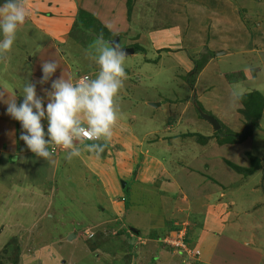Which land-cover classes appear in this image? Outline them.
I'll return each mask as SVG.
<instances>
[{
	"label": "rangeland",
	"instance_id": "obj_1",
	"mask_svg": "<svg viewBox=\"0 0 264 264\" xmlns=\"http://www.w3.org/2000/svg\"><path fill=\"white\" fill-rule=\"evenodd\" d=\"M26 1L23 0L22 3L28 13L29 5L27 6ZM4 3L5 0H0V5ZM127 3L128 0H84L81 4L78 2L76 16L78 11L83 9L89 12L93 19L89 25H84L85 29L76 28V16L71 20L72 23L67 22V27L70 25L68 36L60 40L65 44L57 45V54L62 60L53 57V51L51 55L47 54L46 60H55L59 65L57 69L61 70L59 73L69 72L73 78L72 83L76 84L86 76L95 78L100 71L99 65L91 55V46L98 35L103 34L105 40H113L118 36L122 48L134 49V45H137L139 49L125 58L127 79L119 93L120 120L124 119L129 123V114H135L137 120L132 124V128L142 136L153 127V121L149 120L162 122L167 117H178V121L182 120V125H186L183 121L190 119L192 114L196 115L195 118H203L199 116L198 104L203 110L199 109L202 113L210 115L213 111L209 107L215 105L222 112L214 111V116L224 121L222 124L225 127L242 137L237 142L218 147L216 138L201 140L200 135L214 137L211 130L204 135L198 127H194L197 132L193 127H189L187 132H192L191 140H195L196 144L207 142L206 148L209 147V150L205 149L200 156L212 154L211 158L215 160L207 165H214L216 173L220 169L219 165H228V161L238 167L247 168L251 161L250 155L264 165L262 109L258 118L254 122L251 121L254 116L249 118L250 113L240 108L243 102L240 98L237 99L236 94L242 85L238 81H227L229 76L234 78L236 75L232 70L238 69L241 73L244 69L242 65L247 64L251 65L246 66L251 72L258 70L254 71L252 76L264 85V61L254 52L256 43L253 42V38H257L263 43L264 0H130L131 9ZM56 17L54 14L49 16ZM32 30L28 22L21 26L11 52L0 58V92L5 94V99L15 96L17 104L23 100L21 95L24 84L31 81L32 76L42 77L40 63L36 62L31 68L28 61L29 57L37 55L39 45L47 40L42 35H35ZM2 36L3 33L0 32V40ZM28 39L32 41L29 42ZM49 41L51 44L50 37ZM237 48L241 49L236 51ZM237 62L238 66L235 64ZM199 63H203L202 66ZM196 65L200 66L199 70L192 71ZM56 74L54 75L57 77ZM244 80L241 79L240 82ZM38 83L40 82L35 84ZM262 90L263 97L246 96L248 103L245 105L249 106L250 103L256 113L259 105L254 98L264 104V89ZM146 98L159 105L148 108ZM6 108L7 105L0 102V139L4 146L13 141L14 144L17 142L18 147L24 143L20 140L24 130L18 121L7 114ZM255 112L252 114L255 115ZM224 113L229 116L227 119L221 118ZM256 120H259L258 126L255 125ZM175 122L176 120L173 121ZM248 122L251 124L244 132ZM42 124L46 130L45 119ZM148 136L149 133L146 134V139ZM188 139L185 138L186 143H180V146L172 145L171 149L165 145L157 147L161 148L162 152L154 153L158 149L153 148L149 155L153 154L163 165H178L177 160H182L185 165L186 155L182 153V149L186 152ZM146 142L150 143L149 139L144 140V143ZM212 143L215 149L223 152L213 149ZM151 144L158 145L154 142ZM196 144L188 147L189 155L191 151L193 154L199 153ZM106 146L109 145L105 143L104 148ZM179 151L180 155L177 154ZM113 154H106L108 160L103 157L102 161L111 164ZM220 156L225 158L219 160ZM173 159L176 160L172 161ZM0 160L5 161V164H0V264H264V257L252 260V263L243 261L245 252L237 249L244 243V246L249 245V248L259 251L261 255L264 252V217L260 206L256 207L257 212L253 219L246 221L248 215L243 216L239 230L243 234L226 228L224 234L218 236L224 235L217 247L213 245L208 248L203 240H200L202 246L198 247L194 240L198 237L195 232L199 227L194 222L203 220V214H199L202 212L199 198L207 192L205 187L189 191V194L198 193L200 196H192V213L178 216L174 214L177 213V203L173 199H178L175 194L168 193L164 198L162 193L161 198H158L157 194L148 197L147 192L144 193L142 187L136 186L137 183L131 178L126 182L120 180V186L117 188L120 190L124 181V195L127 196L128 202L137 206V209L121 219L117 214L112 215L103 195L102 180L96 178L89 169L86 170L91 165H82L78 157L71 160L66 158V165H61L58 161L55 164L57 170L54 177V166L52 171L48 170L45 160L39 163V159L37 162L31 157H20L18 160L14 159V164L11 165L8 163L12 161L9 155L5 156L1 152ZM138 165L142 164L139 162ZM228 167L232 173L244 175L232 166ZM230 170H223L221 180L227 183L228 192L236 193L233 205H243L251 200L264 204V191L259 183V174L254 178L250 174L241 179L239 175L232 176ZM207 171L211 172L209 168ZM260 182L262 183L261 179ZM43 184L44 191L48 189L49 192H41L39 195L37 190L42 189ZM129 186L128 191L125 190ZM187 186L192 187L191 184ZM223 189L225 190L224 187ZM161 200L164 210L161 209ZM156 206H159V209ZM150 212L158 217L162 215L160 220L164 219L165 227L172 215V221L175 222L169 229H172V233L169 231L160 236L175 234V228L180 227L178 231L183 230L188 240L184 243L185 250L179 252L161 245L158 239H151V229L158 233L163 229L149 227ZM192 217L195 219L193 222L190 219ZM121 223L132 226L134 231ZM190 223L191 226H188ZM247 224L249 225L245 226ZM256 224H259V228H256ZM158 228H161V225ZM70 233L72 236L69 239ZM146 238L152 241L148 243ZM226 238L231 242L234 238H239L241 244L231 248L226 245V242H230ZM249 239L250 244H246L245 241ZM222 244L227 249L222 247ZM160 249L162 251L155 255V250ZM210 257L211 260L208 259Z\"/></svg>",
	"mask_w": 264,
	"mask_h": 264
},
{
	"label": "crops",
	"instance_id": "obj_2",
	"mask_svg": "<svg viewBox=\"0 0 264 264\" xmlns=\"http://www.w3.org/2000/svg\"><path fill=\"white\" fill-rule=\"evenodd\" d=\"M26 2H28L27 6L29 5V7H28V15H27V19L25 23L28 22L30 24L31 28L33 29L32 31L35 33V35L37 36L42 35L44 36V39L47 40V42H43V43L40 42L42 44L39 45L37 55H35V57L33 58L29 57L28 64H30L32 68L33 65L36 64V62H39L40 69L42 70L41 65L43 62L47 61L46 60L47 54L51 55L53 53V57H56L62 60V58L59 57V55L57 54V51H58L57 45L65 44V43H62L60 40L61 39L63 40L64 37L68 36L70 25L69 27H67V22H71V20L72 21L74 20L73 18L76 16V12H77L76 5L78 2L80 4L84 3V0H76V2L75 0H27ZM52 14L56 15L57 17L49 18V16H51ZM49 37H50V40L52 41L51 44L49 41ZM3 38L4 37L2 36L1 40H3ZM28 41L31 42L32 39H28ZM64 41L66 42V39H64ZM253 42L256 43L255 44L256 49H254V52L260 55L261 56L260 59L264 61V36H263V43H260V41H258L257 38L255 39L253 38ZM239 49L241 48H237L236 51H238ZM235 64L238 66V62ZM246 66L251 67V65H247V64L242 65L244 69L243 71L241 70V73H239L240 70L238 69L232 70V73L236 75L234 76V78H232V76L231 77L229 76L228 77L229 79H227V81H230V82L232 80L238 81L242 85V87L236 94L238 97L245 96L247 94H251L255 92L259 93V95L263 97L262 89H264V85L261 83L260 80L254 79V76H252V73L254 71L257 72L258 70L254 69V71L251 72L250 70L246 68ZM60 71H61L60 69L56 70L54 74L57 73L56 74L57 77L53 75L52 80H55L61 77L62 79H67L70 82L73 81V78L70 76L69 72L64 71L62 74H60L59 73ZM262 75L264 76V73ZM236 76L237 78H235ZM238 76L240 80L245 79L244 82L243 81L240 82V80H238ZM40 79L41 78L32 76L31 81L29 80V82L35 84L36 82H39ZM35 86H36L37 97L41 98L43 106L46 108L47 103L49 102V92L51 91V80H49L48 82L44 84H41V83H38V85L35 84ZM8 95L12 98V95H10V93ZM145 100L148 101L147 104H149L150 101H152L147 98ZM147 107L149 108V107H154V106L149 104L147 105ZM209 108L213 111L212 112L213 114L211 113L213 117H215L214 115H216L214 111L222 112V110L215 105ZM240 108L244 109V107L241 104H240ZM261 113L262 115L264 114V104L262 105ZM131 114L133 113L129 114L131 117V121L129 123L126 122L124 119L118 120L116 126L113 129L112 137L107 142H104V141H98V142L74 141L76 146L79 147L81 150V154L78 157L81 164L87 165V166L91 165L89 166V168H86V170L89 169L90 172L93 173L96 178H99L102 180L101 186L103 189V195L107 199L108 205L111 208L112 215L117 214L116 216L119 215L120 218L122 219L127 213H129L130 211H134V209H137V206L135 204H133L132 202H128L127 196H125L123 193L124 188L122 186L120 190L117 188L118 185L120 186L118 181L124 180L126 182L127 180L129 181L132 179L134 180L135 183H137L135 184L136 186L142 187V189L144 190V193L147 192L148 197H150L151 195L157 194L159 196L158 198H161V193H162L163 198L168 193L175 194L176 196H178V199H173L177 203V210H176L177 213H174V214H177L178 216L182 215L183 213L184 214L187 213V215L189 212L192 213V205L190 204V201L194 199L192 196H195V197L200 196V194L198 196V193H195L194 195L189 194V191H191L193 188H198V190L200 189V187L206 188L205 190H207V192H205L201 196V198H199V205L201 204L200 207L202 209V212L200 211L199 214L201 215L203 214L202 215L203 220L199 222L197 221L194 222L196 226L199 227L197 232H195V235L198 234V237H196V239L194 240V244H196L198 247L202 243L200 240L205 241L208 248L213 245L217 247L220 244L221 238L224 237V235L222 237H218V236H221V233H223V231L226 228H231V230L237 234H243L239 232L240 227H241V222L243 221L242 218L243 216L248 215L245 218L246 221L248 219H253L255 213L257 212L256 211L257 206L262 207V213L264 217V204H262L261 202L258 203L257 201L251 200L250 203H244L243 205L240 203L236 204V206L233 205V201H234L233 197L236 195V193L234 191L228 192L227 183L221 180L223 170L224 171L226 169L227 171L230 170L228 165H219L220 169L218 173H216V169L214 165H207V163H209L210 161L211 162L215 161L211 158L212 154L200 156V154H203L205 152V149L209 150V147L206 148L207 142L206 143L197 142L196 144L195 140H191L192 132L190 131L187 132V130H190L189 127H193V128L198 127V130L204 135L210 132L208 130H211L214 134L216 130H213L212 125L208 121H206L203 118H199V117L195 118L196 115L194 116L193 114L190 117V119L183 121L186 123V125H182V120L178 121V117L176 118L167 117V119L162 122L160 120L157 122L154 120H149V121H153L152 122L153 127H151V130H149V132H146L144 135L141 136L139 135L138 131L135 132L134 129L132 128V124L135 122V120H137V117H135V114L134 115H131ZM229 114L233 116V114L231 113ZM237 116L239 117V114H237ZM228 117L229 116L227 115V113H224V116H222L221 118L227 119ZM215 118L218 120V123L221 121L220 118H217V117ZM45 120L47 121L46 118ZM174 120H176L175 123H173ZM259 120L256 121L257 126L260 124L258 123ZM223 122L221 121V123ZM188 123L190 124L188 125ZM163 124H165L164 127H163ZM205 129L207 131H205ZM195 132H197L196 129H195ZM147 133H149V136L146 139ZM187 137L189 139L187 140L186 145L189 148H191L192 145H195V144L198 145L197 150H199V153L193 154V151H191L189 155L190 149L188 151L187 150L188 147L185 149L186 152H184V149H182V153H185L184 155H186L185 165H183L182 160L181 161L177 160L178 165H163V163H161L157 158H155L153 154L149 155L151 149L153 148L163 147L165 145V146L170 147L171 149L173 148L172 145L174 146L176 144V146H180V143L185 144L186 140L184 139ZM212 138H215V137L208 138V141L209 139H212ZM148 139L150 143L149 142L144 143V140L148 141ZM203 141H206V140H203ZM86 142H88L89 144L90 143H103V144L106 143L109 146H106L104 148V152L102 153L103 156H99V158H97V156L94 153L87 151L88 149L86 147L87 145ZM152 142L157 143L158 145H152L151 144ZM213 144L214 143H212V148L215 149ZM226 144L228 145V143H223V144L216 143L218 147H221V146L224 147ZM194 148L195 147L193 146L192 149ZM50 150H51V146H50ZM161 150L162 149L160 148L156 150L154 153H157L158 151L162 152ZM215 150H219L220 152H223L220 149H215ZM0 152L2 154H5V156L9 155L10 160L12 161L8 163H11V165L14 164V159L18 160L20 157H24V159H29L31 157V158L36 159V161L39 159V163L43 162V159L38 158L31 151H29L26 148L24 143L21 145L19 144V146L17 147V142L16 144H14V142L11 141L9 144L4 146L2 143V139H0ZM60 153H61V156H59ZM105 153L114 155V157L111 156L112 157L111 164L102 161L103 157H107L105 160H108L109 158L108 156H105L106 155ZM177 154L180 155V151ZM198 156L201 157V159H199ZM66 158H67V152L63 150L62 148L55 147V151L53 152L52 162L47 161L48 170H51V168L54 166L53 172H52L53 177H54V172L57 170V167L55 164L59 161L61 162L60 163L61 165H66ZM224 158H225L224 156H220L219 160H223ZM175 160L176 159H173L172 161H175ZM139 162L142 165H138ZM51 163H53L54 165H51ZM133 163H137V165H133ZM0 164L2 165L5 164V161L0 162ZM250 166L251 165H249L247 168H249ZM208 168L211 170L212 173L207 171ZM229 173H231L232 176L234 177L239 175V178L241 179L242 177L244 178L247 175L250 176V174H252L253 175L252 178H254L257 174H259V177H260V178L258 177L259 183L262 186V191H264V165H261V163H259L255 167V170H253V172L248 173V174L242 173L244 175H241V174L236 175L232 173L231 170ZM198 178H202L204 182H202V179H198ZM260 179L262 180V183L260 182ZM19 184L20 183H18V185ZM187 184H191L192 187L189 188ZM211 184H214L215 186H212ZM223 187L225 188V190L223 189ZM129 188L130 186L126 188L125 190L128 191ZM44 190L45 189H44V184H43L42 189H39L37 191L40 192L39 195L41 194V192L43 194H45L47 191L49 192L48 189L47 191H44ZM1 194L2 193H0V196ZM1 199L2 197H0V200ZM156 208L159 209V206H156ZM161 209L162 210L165 209L164 203L162 202V200H161ZM249 210H251V212H249ZM149 215H150L149 216V227H155L156 229H163L160 233L155 232L152 229L150 230V233L152 235L151 239H153L154 241L157 239L159 240V238H161L160 235L168 232L167 230L172 228L175 223L172 221V218H171L172 215L170 216V221H167L169 223L166 227L163 225L164 219L160 220V217L162 215L158 217L151 212ZM190 219L192 222L195 221L193 217ZM223 221L225 223H223ZM121 224L125 225L124 223H121ZM159 225H161V228H158ZM248 225L249 224L245 226H248ZM188 226H191V223ZM126 227H128L129 229H134L132 226L127 225ZM254 227L255 226H252V228ZM256 228H259V224H256ZM251 235H252V232H251ZM71 236H72V233L68 235L69 239L71 238ZM236 237H240V236H236ZM226 239L229 240L228 238ZM238 240L239 238H234V241L232 242L229 240L230 242H226V245H228L231 248L233 246L238 247L240 246L239 244H241L239 243ZM146 241L150 243V241L152 240L147 239ZM245 243L250 244V239L245 241ZM248 246L249 245L244 246V243H243L241 247L237 248L245 252L243 261H250V263H252V260H256V259L260 260L261 258L264 257V252H262V255H261L259 251L251 249ZM222 247L226 248L223 244H222ZM161 251H162L161 249L159 251L155 250V255H157V253H160ZM208 259L211 260L212 257Z\"/></svg>",
	"mask_w": 264,
	"mask_h": 264
},
{
	"label": "clouds",
	"instance_id": "obj_3",
	"mask_svg": "<svg viewBox=\"0 0 264 264\" xmlns=\"http://www.w3.org/2000/svg\"><path fill=\"white\" fill-rule=\"evenodd\" d=\"M27 15L21 0H5L0 5V32L4 37L0 40V58L11 52ZM91 55L100 67L98 75L95 78L86 76L76 84L61 77L52 80L59 67L55 60L42 63L39 82L44 84L51 80L46 108L41 98L37 97L35 84L31 82L24 84L23 100L19 104L16 97L5 99V94L0 92V102L7 105V114L24 130L20 140L38 158L52 162L55 147L59 146L71 160L81 154L74 141L107 142L111 139L120 116L119 93L127 79V53L118 42L105 40L100 34L91 46ZM45 118L46 130L42 124ZM86 147L97 158L104 152L103 143H91Z\"/></svg>",
	"mask_w": 264,
	"mask_h": 264
},
{
	"label": "trees",
	"instance_id": "obj_4",
	"mask_svg": "<svg viewBox=\"0 0 264 264\" xmlns=\"http://www.w3.org/2000/svg\"><path fill=\"white\" fill-rule=\"evenodd\" d=\"M127 5H128V8L129 9H131V3H130V0H128V3H127ZM93 19V17H90V15H89V12H87V11H85V10H83V9H80L79 11H78V14H77V16H76V28H84L85 29V27H84V25H89L90 24V21ZM83 29V30H84ZM139 49V46H137V45H134V51H137ZM209 54V53H208ZM205 61V60H204ZM203 62V61H202ZM198 64V63H197ZM203 64V63H202ZM202 64H200L199 63V65L200 66H202ZM200 66H198V65H196V66H194V68L192 69V71H198L199 70V68H200ZM247 95H253V97H257V96H259V93H257V92H255V93H251V94H247ZM247 95H245V96H240L239 98H240V101L241 102H243V106H244V112H247V113H250V115L248 116L249 118L251 117V115L252 116H254V117H252V119H250L251 121H255V119H257L258 118V115H259V113H260V111H261V109H262V105H263V102H261V101H259L258 100V98H254L255 100H256V102H257V104L259 105V110L257 111V113L255 112L256 111V109H253L252 107L253 106H251V104L249 103V106H247V105H245V104H247L248 102H247ZM201 110V111H203L202 109H201V106L198 104V110ZM251 109L256 113L255 115H253L252 114V112L253 111H251ZM248 111H250V112H248ZM205 112V111H204ZM257 121V120H256ZM252 122V123H253ZM219 124H220V127H219V129H217L215 132H214V137L216 138V140H217V142L218 143H220V144H223V143H233L234 141H238L239 139H240V137H242V136H240L239 135V133H235V132H232L231 130H229L227 127H225L221 122H219ZM256 124V123H255ZM248 133V132H247ZM243 136H245V135H243ZM200 137H201V140L203 141V140H206V139H208V138H210V137H203V136H201L200 135ZM250 159H251V161H250V164L249 165H251L249 168H241V167H238V166H236V165H234L233 163H231L230 161H228L227 162V164L228 165H230V166H232V168L233 169H235V170H237V172H241V173H244V174H248V173H251V172H253V170H255V167L259 164V162H258V160L255 158V157H253V156H250ZM180 227H178V228H175L176 230H178ZM168 232H169V230H167ZM172 231V230H171ZM160 239L161 238H159V242H160V244L161 245H165V244H163L161 241H160ZM185 240V242L186 241H188L186 238L184 239ZM166 246V245H165ZM167 247H169V246H167ZM171 248V247H170Z\"/></svg>",
	"mask_w": 264,
	"mask_h": 264
},
{
	"label": "built area",
	"instance_id": "obj_5",
	"mask_svg": "<svg viewBox=\"0 0 264 264\" xmlns=\"http://www.w3.org/2000/svg\"><path fill=\"white\" fill-rule=\"evenodd\" d=\"M88 142H94L90 140H85ZM177 232L175 234H170L172 231H170L169 234H165L163 237H161L160 241L165 244L166 246H169L177 251L185 250V232L183 230H176Z\"/></svg>",
	"mask_w": 264,
	"mask_h": 264
},
{
	"label": "water",
	"instance_id": "obj_6",
	"mask_svg": "<svg viewBox=\"0 0 264 264\" xmlns=\"http://www.w3.org/2000/svg\"><path fill=\"white\" fill-rule=\"evenodd\" d=\"M113 41H116L119 44V38H118V36H115L114 39H113ZM119 46H120V44H119ZM122 49H125L127 55L134 52V49L132 47H127V48H122ZM19 103H21V101H19ZM149 104L152 105V106H158L159 103L150 102ZM198 112H199L200 116L203 117L206 121H208L215 130H217L220 127V124L218 123V121H217V119L215 117H213L210 114L202 113L200 110H198ZM250 124H251V122H248L247 126L245 127L244 132H246V129L248 128V126ZM121 185H123V187H124V185H125L124 181H122V184ZM132 231H134V229H132Z\"/></svg>",
	"mask_w": 264,
	"mask_h": 264
}]
</instances>
